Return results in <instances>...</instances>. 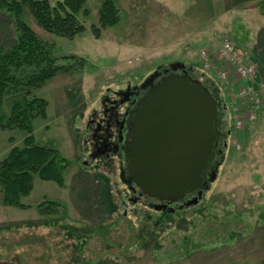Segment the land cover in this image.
I'll use <instances>...</instances> for the list:
<instances>
[{"label":"rangeland","instance_id":"374dc122","mask_svg":"<svg viewBox=\"0 0 264 264\" xmlns=\"http://www.w3.org/2000/svg\"><path fill=\"white\" fill-rule=\"evenodd\" d=\"M101 1L86 0L87 16L77 15L84 31L73 39L42 31L23 8V21L50 56L72 66L28 94L48 104L45 117L31 121L35 143L58 150L69 167L63 189L34 176L32 192L21 200L26 209L4 206L0 196V264H76V237L85 243L78 264H263L264 87L253 90L252 107L237 94L246 83L219 68L216 55L230 42L244 63L257 68L258 84L264 81V68L251 59L264 56V0H116L119 22L95 38L91 26ZM0 24L4 44L14 25L2 14ZM72 56L84 60L82 68L68 59ZM178 61L191 65L195 77L208 72L225 91L227 117L220 125L226 124L228 151L201 200L165 214L129 201L113 156L108 161L88 153L104 99L113 100L115 93L142 85L158 68ZM12 99H1L4 116ZM252 111L255 120L249 122ZM236 118L242 121L238 129ZM25 136L16 128L0 130V161ZM45 200L62 204L66 220L61 212L40 214L36 206Z\"/></svg>","mask_w":264,"mask_h":264},{"label":"trees","instance_id":"16d2710c","mask_svg":"<svg viewBox=\"0 0 264 264\" xmlns=\"http://www.w3.org/2000/svg\"><path fill=\"white\" fill-rule=\"evenodd\" d=\"M51 1L52 3L48 0H0V14L8 16L14 25L13 32H5L7 42L0 43V103L6 95L15 96V99L11 101L9 114L4 116L0 112V130L16 128L26 133L22 146L10 149L0 161V196L4 206L18 209L27 208L21 200L28 197L32 192L34 176L41 181L53 182L63 189L65 187L64 172L69 167V162L58 150L35 143L34 137L31 135V121L36 117L44 118L48 104L43 99L35 97L28 99V94L32 88L41 87L58 73L68 72L72 66L58 65L57 59L50 56L47 45L23 21L22 16L23 8L27 7L33 20L42 31L55 37L73 39L84 31V27L77 20V15L82 13L87 16L88 11L84 8L86 0ZM119 20L116 0H102L97 13L96 24L91 26L93 36L99 38L102 30L115 26ZM2 27L5 28V26ZM0 33L4 34L1 32V28ZM216 56L213 58L216 59ZM68 59H72L75 66L82 68L84 61L82 58L72 56ZM216 60L219 68L225 66L218 58ZM173 64L184 65L188 74L190 76L193 74L192 69L194 68L191 65L179 61ZM257 65L263 71L261 66ZM207 73L202 75L205 77L208 75V80L203 79V76L195 77L192 75V77L198 79L208 88L217 101V123L220 126L223 119L227 117L228 107L225 91L221 90L212 76ZM224 129L226 130L225 123L221 127L223 132ZM36 209L48 218L60 212L63 215L62 218L65 217L64 206L57 201L45 200L37 205ZM187 209L189 208L183 210ZM64 220L62 221L64 222ZM61 226L67 228L68 225L63 224ZM67 233L71 232L68 231ZM75 233L79 234L77 231ZM75 239L78 242L81 241L80 237ZM78 242L72 246V252L77 254L72 258L76 264H78L79 254L83 251L85 244Z\"/></svg>","mask_w":264,"mask_h":264},{"label":"water","instance_id":"95a60500","mask_svg":"<svg viewBox=\"0 0 264 264\" xmlns=\"http://www.w3.org/2000/svg\"><path fill=\"white\" fill-rule=\"evenodd\" d=\"M161 73L166 75L150 88L135 112L125 151L127 183H133L148 198L175 203L201 186L221 135L216 126L218 103L180 64H171L161 72L157 69L141 87ZM197 201L194 198L186 206ZM155 209L165 210L166 206Z\"/></svg>","mask_w":264,"mask_h":264},{"label":"flooded vegetation","instance_id":"af4514ba","mask_svg":"<svg viewBox=\"0 0 264 264\" xmlns=\"http://www.w3.org/2000/svg\"><path fill=\"white\" fill-rule=\"evenodd\" d=\"M163 70L164 69L160 68L158 72ZM178 73L181 72L178 71ZM165 75L166 74L161 73L160 77L154 79L150 83H147L144 88L141 87L142 85L127 87L125 91L115 93L113 100H110L109 98L104 99L101 117L96 122V129L91 135L92 144L88 157H98L102 160L109 161V157L113 156V160L118 163V178L120 182L124 184L129 196H131L129 201L134 204L141 203L149 208L166 206L165 210H158L166 214L168 209L174 210L173 213H175L178 210L194 206L195 204L188 207L186 206V203L192 201L194 198H197L198 202L201 200L205 191L214 181L218 166L228 151V133H224L221 130L222 126H219L217 123L216 126L218 130L220 129L221 135L218 138V146L214 150V155L202 175L200 181L201 186L197 191L186 195L180 202L167 203L156 201L155 199L146 197L133 183H127L128 171L125 151L130 140V129L135 119L137 106L140 101L147 97L150 88L155 86L160 78ZM106 102L109 104V106H107L108 108H106ZM122 105L124 108L121 113L119 110ZM96 116V112L92 114L93 119H96ZM217 158L219 159L218 161ZM198 193H200V197H198Z\"/></svg>","mask_w":264,"mask_h":264},{"label":"built area","instance_id":"2783aa9c","mask_svg":"<svg viewBox=\"0 0 264 264\" xmlns=\"http://www.w3.org/2000/svg\"><path fill=\"white\" fill-rule=\"evenodd\" d=\"M203 55H205L204 52L202 53V56ZM218 58L225 63V67L227 69L232 70L235 79L237 78L238 80L247 81L248 86H246L245 88L240 87L238 89V96L240 99L245 98L246 101L251 102L252 107H254L255 101L253 90H255L256 87H264V81H262L260 84L257 83V70L253 66L244 63L241 54H239V52H237L229 42H224L221 45L218 51ZM222 77L225 78L226 74L223 73ZM247 120H255V114H253V111L250 113ZM234 125L235 128H240L242 126L241 118H236Z\"/></svg>","mask_w":264,"mask_h":264},{"label":"crops","instance_id":"0c3cea01","mask_svg":"<svg viewBox=\"0 0 264 264\" xmlns=\"http://www.w3.org/2000/svg\"><path fill=\"white\" fill-rule=\"evenodd\" d=\"M251 59H252L256 64H259V66H261V68H264V56L261 57L259 54H257L256 56L251 57Z\"/></svg>","mask_w":264,"mask_h":264}]
</instances>
